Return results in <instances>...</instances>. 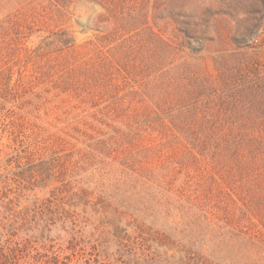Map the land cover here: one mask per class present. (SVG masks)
Instances as JSON below:
<instances>
[{
    "label": "trees",
    "instance_id": "trees-1",
    "mask_svg": "<svg viewBox=\"0 0 264 264\" xmlns=\"http://www.w3.org/2000/svg\"><path fill=\"white\" fill-rule=\"evenodd\" d=\"M82 1L102 9L93 37L77 43L68 28L53 30L38 49L55 70V184L69 195L187 204L178 212L194 214L197 241L223 247L230 234L233 245L263 256L264 192L255 189L264 187V60L237 46L217 58L214 80L198 58L210 38L185 12L188 0L39 7L68 27ZM226 190L250 198V208L232 210Z\"/></svg>",
    "mask_w": 264,
    "mask_h": 264
},
{
    "label": "rangeland",
    "instance_id": "rangeland-1",
    "mask_svg": "<svg viewBox=\"0 0 264 264\" xmlns=\"http://www.w3.org/2000/svg\"><path fill=\"white\" fill-rule=\"evenodd\" d=\"M26 1L0 0V264H264V255L233 245L230 234L223 247L197 241L194 214L178 212L187 204L69 195L55 184V70L50 52L38 49L53 30L68 28L77 43L89 40L102 9L79 2L70 8L69 26L58 27L40 0ZM185 12L210 38L198 58L214 80L217 58L237 46L264 60L263 51L248 45L264 26V0H188ZM226 194L232 210L250 208V198ZM248 226L244 220L240 228Z\"/></svg>",
    "mask_w": 264,
    "mask_h": 264
},
{
    "label": "built area",
    "instance_id": "built-area-1",
    "mask_svg": "<svg viewBox=\"0 0 264 264\" xmlns=\"http://www.w3.org/2000/svg\"><path fill=\"white\" fill-rule=\"evenodd\" d=\"M248 45L255 50L264 52V26L250 38Z\"/></svg>",
    "mask_w": 264,
    "mask_h": 264
}]
</instances>
